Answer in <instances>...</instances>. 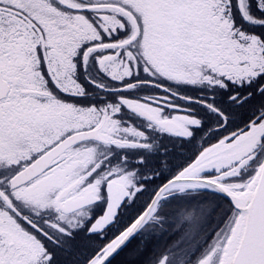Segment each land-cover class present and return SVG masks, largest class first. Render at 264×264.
<instances>
[{
  "label": "snow or ice",
  "instance_id": "obj_1",
  "mask_svg": "<svg viewBox=\"0 0 264 264\" xmlns=\"http://www.w3.org/2000/svg\"><path fill=\"white\" fill-rule=\"evenodd\" d=\"M0 264H264V0H0Z\"/></svg>",
  "mask_w": 264,
  "mask_h": 264
},
{
  "label": "flooded vegetation",
  "instance_id": "obj_2",
  "mask_svg": "<svg viewBox=\"0 0 264 264\" xmlns=\"http://www.w3.org/2000/svg\"><path fill=\"white\" fill-rule=\"evenodd\" d=\"M136 94L137 95H146V94H149V93L147 92V90H137ZM133 120L138 126L143 127V122L142 121L136 120L135 118H133ZM149 135L152 136L153 138H155V136L158 135V134L149 133Z\"/></svg>",
  "mask_w": 264,
  "mask_h": 264
}]
</instances>
